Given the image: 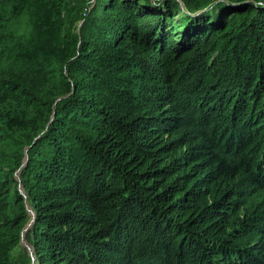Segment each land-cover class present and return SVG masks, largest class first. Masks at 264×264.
<instances>
[{
    "label": "trees",
    "instance_id": "16d2710c",
    "mask_svg": "<svg viewBox=\"0 0 264 264\" xmlns=\"http://www.w3.org/2000/svg\"><path fill=\"white\" fill-rule=\"evenodd\" d=\"M66 6L0 0V264H264L227 218L264 156V0Z\"/></svg>",
    "mask_w": 264,
    "mask_h": 264
},
{
    "label": "rangeland",
    "instance_id": "374dc122",
    "mask_svg": "<svg viewBox=\"0 0 264 264\" xmlns=\"http://www.w3.org/2000/svg\"><path fill=\"white\" fill-rule=\"evenodd\" d=\"M78 2L79 0H67L66 10L69 12V15L71 13L72 18ZM80 22L81 20L77 18L73 21V25L78 26ZM252 167L248 168V173L246 172V175L243 173L244 176L239 178L237 184H235L239 191H236L237 193L233 195V202L236 201L234 208L238 207V210H233V208V211L230 210V213L227 212V218L231 219L230 223H232L234 228L240 227L239 224L234 223L238 216H252L253 224L249 225L250 233L237 236L238 241L235 242L238 245L247 244L248 242L252 243V241L257 240L261 236V233H264V231L260 233V227L263 226L264 228V183L257 181L258 179L264 178V156L261 159L259 157ZM233 212L235 213V217L232 216L230 218ZM216 260L222 262L221 258H217ZM29 264H37V262L32 261Z\"/></svg>",
    "mask_w": 264,
    "mask_h": 264
},
{
    "label": "water",
    "instance_id": "95a60500",
    "mask_svg": "<svg viewBox=\"0 0 264 264\" xmlns=\"http://www.w3.org/2000/svg\"><path fill=\"white\" fill-rule=\"evenodd\" d=\"M26 160H27V148H25V155H24L23 161H22L21 165L15 171L14 176L18 180V189H19V192L24 197L25 207L27 209V213H28V216H29L27 221H26V223L24 224V226H23V228L21 230V244L28 250V252L31 254L32 259H33L34 258L33 250H32V247H31L30 243L26 239V232L30 228V226L32 225V223L34 221L35 212H34L33 208L30 206L28 200L26 199V193H25V191H24V189H23V187L21 185L20 177H19L20 169H21L22 165L26 162Z\"/></svg>",
    "mask_w": 264,
    "mask_h": 264
}]
</instances>
